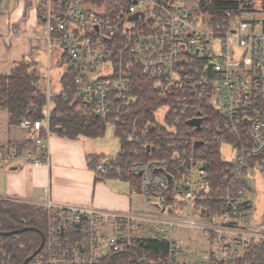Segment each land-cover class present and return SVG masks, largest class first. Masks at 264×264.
Instances as JSON below:
<instances>
[{"label": "built area", "instance_id": "built-area-1", "mask_svg": "<svg viewBox=\"0 0 264 264\" xmlns=\"http://www.w3.org/2000/svg\"><path fill=\"white\" fill-rule=\"evenodd\" d=\"M229 1L237 8L47 0L41 21L58 50L60 90L47 76L45 121L22 118L19 129L45 127L49 137L56 97L84 101L85 115L112 126L134 119L139 127L136 74L154 80L165 99L153 121L129 136L143 158L129 167L139 179L138 187L130 185L137 210L59 204L44 189L27 202L48 216L43 246L28 264H104L128 252L132 264H264V212H256L246 181L249 162L264 154V8ZM71 69L75 78L64 82ZM224 145L234 158H223L226 167L213 182L204 151L223 153ZM37 146L39 156H27L34 166L49 161L44 139ZM109 172L104 162L96 166L97 178ZM187 233L196 237L182 239ZM0 238V264H15ZM145 241L166 243L167 251L153 252Z\"/></svg>", "mask_w": 264, "mask_h": 264}, {"label": "trees", "instance_id": "trees-1", "mask_svg": "<svg viewBox=\"0 0 264 264\" xmlns=\"http://www.w3.org/2000/svg\"><path fill=\"white\" fill-rule=\"evenodd\" d=\"M36 3L39 25L44 29L41 21L46 14L47 0H32ZM70 2L71 0H66ZM57 4L58 0H53ZM221 8H237L233 1L219 0L214 2ZM201 8H215L213 5H206L201 2ZM76 72L71 69L64 76V82L75 78ZM134 95L137 98L139 113L136 119L141 130L144 129L145 121L152 120V113L159 101L165 99L158 94L159 88L154 80L147 76L137 75L134 77ZM47 104L45 94V77L39 70L36 62L24 60L18 64L8 76L0 77V110H5L9 114V124L13 128H18L22 118L33 121L44 122V108ZM84 101L64 100L56 97L51 102V118L49 122L50 134L67 140H76L79 137L87 139H98L105 136L108 120H101L90 117L83 112ZM133 118V117H132ZM134 119L130 122H120L115 125V134L120 140V152L112 160H105L103 156L91 158L90 166L95 169L102 162L110 168L109 174L104 178H97L96 181L109 179L119 180L138 187L139 179L129 176V167L143 158L138 156V144L129 139L139 127H133ZM140 130V131H141ZM29 137L23 142H11L7 146L9 151L21 152L37 151V140L46 135V128L43 127L38 132L28 133ZM167 141V140H166ZM2 150V149H0ZM204 160L208 162V170L211 180L217 182V174L226 167L221 149L219 147H209L204 151ZM264 165V154L249 162L252 169L255 166ZM0 198V233H13L24 230L23 233L10 237H3V241L13 254L15 264H23L41 246L42 237L46 236L48 216L45 211L31 204L13 203ZM27 225H25L26 223ZM1 239V238H0ZM144 247L153 252L167 251V244L157 241H145ZM132 253L114 255L106 259L104 264H132Z\"/></svg>", "mask_w": 264, "mask_h": 264}, {"label": "crops", "instance_id": "crops-1", "mask_svg": "<svg viewBox=\"0 0 264 264\" xmlns=\"http://www.w3.org/2000/svg\"><path fill=\"white\" fill-rule=\"evenodd\" d=\"M37 52L46 57V74H43L46 90L47 76L52 88L58 50L51 49L44 29L39 25L36 3L32 0H0V77L10 75L24 60L36 62L33 57ZM61 79L62 76L60 82ZM28 137L27 132L11 127L8 112L0 110V198L26 204L36 202L43 190L48 189L50 198L59 204L122 212L137 210L129 196V183L127 190L118 191L115 185L124 184L123 181H96V168L90 166V161L92 157L104 155L87 159L88 151L83 147L81 137L67 140L46 134L43 139L49 161L40 166L27 160L29 154L38 157L39 149L16 152L7 148L9 143L23 142Z\"/></svg>", "mask_w": 264, "mask_h": 264}, {"label": "rangeland", "instance_id": "rangeland-1", "mask_svg": "<svg viewBox=\"0 0 264 264\" xmlns=\"http://www.w3.org/2000/svg\"><path fill=\"white\" fill-rule=\"evenodd\" d=\"M188 5L190 6H197L200 3V0H184ZM216 0H202L201 2L206 3V5H209L211 3H214ZM241 4H246L248 3L250 6L248 8H264V0H239ZM201 8V4H200ZM37 52L35 57H33V60H35L38 63V68L43 74H46V57ZM60 74H62L61 67L59 63H56L53 66V74H52V90L53 91H59L60 90ZM45 137V136H44ZM43 139V138H42ZM82 142L85 144L83 146L86 148V151H88V158L93 156V155H104V158L107 159H114L118 153L120 152V140L117 138L115 134V126L109 125L107 127V131L105 133V136L102 138L98 139H86V138H80ZM222 155L223 158L226 160H233V154H230V146L224 145L222 147ZM247 183L251 187L252 193L250 195V199L253 202L254 208L256 209L257 213H262L264 212V165L263 166H255L251 170L250 174L246 178ZM124 184H117L115 185V189L118 191L123 189L127 190V182H123ZM131 192V190H130ZM130 196V193H129ZM131 198V197H130ZM4 200V199H1ZM11 202L19 204L18 201L12 200ZM43 235H41L42 237ZM181 236V235H180ZM179 236V237H180ZM44 237V236H43ZM195 238L196 235H192V233H187L182 235L183 238ZM45 238V237H44ZM44 240H42L43 242ZM41 246L39 247L38 250H40ZM37 250V251H38ZM36 251V252H37ZM34 256V255H32Z\"/></svg>", "mask_w": 264, "mask_h": 264}, {"label": "water", "instance_id": "water-1", "mask_svg": "<svg viewBox=\"0 0 264 264\" xmlns=\"http://www.w3.org/2000/svg\"><path fill=\"white\" fill-rule=\"evenodd\" d=\"M195 125H199L200 123H199V121H196V122H193ZM24 232V230H22V231H17V232H13V233H0V237H10V236H13V235H18V234H21V233H23ZM42 240H44V237L42 236ZM43 246V242H42V244H41V247ZM39 251V250H38ZM37 251V252H38ZM36 252V253H37ZM35 253V254H36ZM33 258V256H30L27 260H25V262L23 263V264H28L30 261H31V259Z\"/></svg>", "mask_w": 264, "mask_h": 264}, {"label": "bare ground", "instance_id": "bare-ground-1", "mask_svg": "<svg viewBox=\"0 0 264 264\" xmlns=\"http://www.w3.org/2000/svg\"><path fill=\"white\" fill-rule=\"evenodd\" d=\"M130 195H131V192H130Z\"/></svg>", "mask_w": 264, "mask_h": 264}]
</instances>
